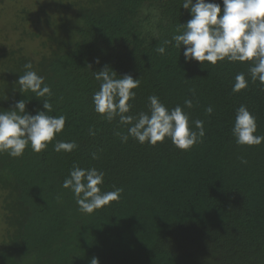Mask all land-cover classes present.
Returning a JSON list of instances; mask_svg holds the SVG:
<instances>
[{
  "label": "trees",
  "instance_id": "obj_1",
  "mask_svg": "<svg viewBox=\"0 0 264 264\" xmlns=\"http://www.w3.org/2000/svg\"><path fill=\"white\" fill-rule=\"evenodd\" d=\"M25 1L12 27L21 38L0 49V111L25 100L35 115L48 100L47 114L66 122L40 153L29 146L18 158L0 154V264H90L93 257L99 264H264V143L239 146L231 131L245 105L264 136V86L251 81L250 62L186 63L183 46L172 44L158 54L191 18L183 0ZM28 2L37 7L30 14ZM206 2L223 8L222 0ZM30 19L29 29L19 27ZM28 62L50 97L20 92ZM105 66L116 78L140 80L130 115L147 112L155 95L168 109L180 105L191 126L202 120V142L187 151L168 139L122 143L116 133L128 126L94 111L100 82L93 72ZM239 73L249 83L234 93ZM61 140L78 147L54 151ZM74 165L103 171L101 191L122 188L119 200L81 212L62 187Z\"/></svg>",
  "mask_w": 264,
  "mask_h": 264
},
{
  "label": "clouds",
  "instance_id": "obj_2",
  "mask_svg": "<svg viewBox=\"0 0 264 264\" xmlns=\"http://www.w3.org/2000/svg\"><path fill=\"white\" fill-rule=\"evenodd\" d=\"M219 3L206 0H183L181 7L189 11L191 18L179 24L176 34L164 40L163 45L156 48L158 54L166 52V46L172 44L180 51L183 46L185 62L196 61L203 65L207 62L215 66L217 62H250L249 75L252 82L264 86V0H222ZM96 63H99L97 59ZM26 71L20 75L17 83L20 92H31L35 97L51 96V89L44 84V78L32 70L31 62L24 65ZM94 78L100 82L99 90L94 92L92 101L94 111L108 121L119 118V124L128 126L127 134L117 132L122 143L129 137L138 143L155 146L166 139L170 140L178 150L187 151L195 144L202 142L205 136L204 122L195 120L190 125L189 115L180 105L168 109L160 102L159 97H148V111L130 115L140 80L131 75L118 76L115 71L105 66L99 72H93ZM249 80L244 73L235 76L232 91L238 93L248 86ZM184 106L193 107L191 99H185ZM43 111L35 115L26 111V101L19 100L10 110L0 111V154L7 153L12 158L23 155L27 147L34 153L47 149L48 144L64 129L66 118L50 116L52 105L48 100L42 103ZM212 114V106L205 109ZM235 143L239 146H259L264 143V136L256 135V117L247 106L240 105L235 112L231 129ZM89 134L95 133L89 129ZM78 145L74 141H57L56 152H71ZM92 158L97 159L96 153ZM241 163L247 161L241 158ZM104 172L96 168H80L73 166L68 177L62 183L64 189L72 192L79 210L86 214L103 208L110 202L118 201L122 188L102 192ZM90 264H99L93 257Z\"/></svg>",
  "mask_w": 264,
  "mask_h": 264
},
{
  "label": "rangeland",
  "instance_id": "obj_3",
  "mask_svg": "<svg viewBox=\"0 0 264 264\" xmlns=\"http://www.w3.org/2000/svg\"><path fill=\"white\" fill-rule=\"evenodd\" d=\"M39 1H42V0H39ZM55 1L57 0H53V2ZM26 2L27 1L25 0H2L0 1V49L2 47H10V45H13L15 41L17 42L19 41L18 39L21 38L19 34H17L16 32L12 30V27H14L15 20L20 22L19 20H21L22 12L19 10L25 7ZM30 3L31 2H28V4L30 5L29 14L31 12H34L35 8L37 9V7L34 5L35 8L34 10H32L31 6L33 4L31 5ZM17 13H20V14L17 15ZM31 26H32L31 19L27 20L25 24L21 23L19 25V27H28L27 29H29V27ZM1 231L2 229L0 227V233Z\"/></svg>",
  "mask_w": 264,
  "mask_h": 264
}]
</instances>
